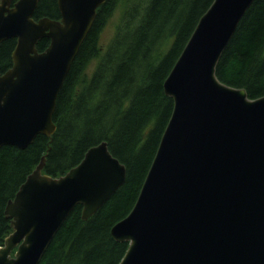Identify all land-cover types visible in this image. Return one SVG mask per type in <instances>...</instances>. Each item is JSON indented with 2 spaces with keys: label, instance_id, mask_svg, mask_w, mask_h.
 Segmentation results:
<instances>
[{
  "label": "water",
  "instance_id": "water-1",
  "mask_svg": "<svg viewBox=\"0 0 264 264\" xmlns=\"http://www.w3.org/2000/svg\"><path fill=\"white\" fill-rule=\"evenodd\" d=\"M106 1L58 0L60 19L36 20L40 0H0V46L17 40L0 72V149L56 132L57 98ZM255 1L214 0L165 80L171 118L135 206L111 229L129 243L119 264H264V96L217 76ZM46 160L6 206L13 231L0 264H40L78 205L87 220L126 180L106 141L60 177L43 172Z\"/></svg>",
  "mask_w": 264,
  "mask_h": 264
},
{
  "label": "trees",
  "instance_id": "trees-1",
  "mask_svg": "<svg viewBox=\"0 0 264 264\" xmlns=\"http://www.w3.org/2000/svg\"><path fill=\"white\" fill-rule=\"evenodd\" d=\"M16 1V0H14ZM214 0H107L75 58L57 98L56 132L38 135L26 149H0V246L13 231L6 206L46 155L44 173L60 177L103 141L126 166L125 183L85 220L78 205L55 235L40 264H119L128 242L112 227L135 206L151 168L174 100L164 83L200 18ZM115 33L103 34L111 19ZM35 19H60L58 0H40ZM17 40L0 46V72L13 65ZM50 39L37 48L45 51ZM223 83L264 96V0L248 9L217 67Z\"/></svg>",
  "mask_w": 264,
  "mask_h": 264
},
{
  "label": "rangeland",
  "instance_id": "rangeland-1",
  "mask_svg": "<svg viewBox=\"0 0 264 264\" xmlns=\"http://www.w3.org/2000/svg\"><path fill=\"white\" fill-rule=\"evenodd\" d=\"M119 17H120V12H117L115 17L109 21L107 28L103 34V39H104L103 41H105V43L108 40H110L114 35L116 29V20L118 21Z\"/></svg>",
  "mask_w": 264,
  "mask_h": 264
}]
</instances>
